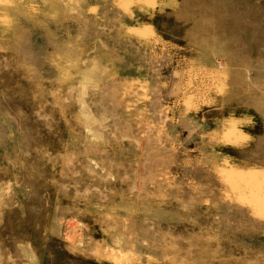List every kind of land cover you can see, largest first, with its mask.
Masks as SVG:
<instances>
[{
	"label": "rangeland",
	"instance_id": "374dc122",
	"mask_svg": "<svg viewBox=\"0 0 264 264\" xmlns=\"http://www.w3.org/2000/svg\"><path fill=\"white\" fill-rule=\"evenodd\" d=\"M0 264H264V0H0Z\"/></svg>",
	"mask_w": 264,
	"mask_h": 264
}]
</instances>
